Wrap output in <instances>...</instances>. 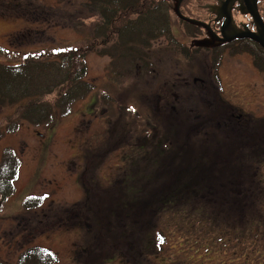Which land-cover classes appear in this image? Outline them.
Masks as SVG:
<instances>
[{
	"label": "rangeland",
	"instance_id": "obj_1",
	"mask_svg": "<svg viewBox=\"0 0 264 264\" xmlns=\"http://www.w3.org/2000/svg\"><path fill=\"white\" fill-rule=\"evenodd\" d=\"M153 1L168 8L178 45L165 37L152 41L143 48L142 69L105 54L109 46L99 44L97 19L84 18L82 0H0L1 63L88 47L82 82L93 86L67 115L53 114L41 126L21 117V102L0 106V157L10 148L20 162L15 191L0 206V263L19 264L21 253L37 246L55 254L54 264H264V233L243 232L240 217L242 187L252 196L264 183V68L256 67L255 48L247 43L193 48L201 40L198 28L176 18L172 0ZM211 1L183 0L180 12L203 19L199 6ZM182 47L187 56L178 53ZM170 87L180 103L167 93ZM161 94L179 109L182 131L162 123L170 109L155 105ZM238 114V124L246 123L240 132L231 126ZM157 147L167 152L156 153ZM198 169L211 192L203 189L182 209L158 213L156 196L176 176L187 181ZM143 181L150 185L139 187ZM31 194L43 196L42 204L23 210ZM134 196L139 202L131 208ZM79 208L88 211L70 219L68 210L78 214ZM225 214L236 231L226 226Z\"/></svg>",
	"mask_w": 264,
	"mask_h": 264
},
{
	"label": "trees",
	"instance_id": "obj_2",
	"mask_svg": "<svg viewBox=\"0 0 264 264\" xmlns=\"http://www.w3.org/2000/svg\"><path fill=\"white\" fill-rule=\"evenodd\" d=\"M82 1L84 8L87 10L84 18L97 19L94 32L98 35L99 44L109 46L105 54L115 57L119 61L127 64H139L142 69H146L147 66L143 58H148V56L146 54L147 50L143 48L148 47L149 49L152 41L159 37H165L172 45H178L169 33L168 8H165L166 10L162 9V6H159L162 3L155 4L153 0ZM88 49L90 48L64 46L50 53L51 57H45L41 53H30L25 54L23 61L18 63L0 62V106L15 105L21 102L24 109L20 108L17 111H22L21 117L32 126L49 123L53 114L67 115L72 104L79 99H83L93 88L90 84L82 82L86 72L85 56L89 53ZM245 49L247 50L246 46H244ZM0 50L2 51V48ZM251 51L256 67L259 69L264 68V52L257 48H251ZM182 52L183 47L178 53L181 54ZM183 53L185 56L188 54L187 52ZM54 93L57 94L54 104L50 105L48 102H42V99ZM7 128L9 132L15 131V126L8 125ZM205 139V144L211 142L208 138ZM156 150V153L163 154L167 152L166 149H159V147ZM19 164V158L12 149L4 148L2 150L0 157V206L15 191ZM187 173L183 175L186 176ZM253 175L256 176L257 174L253 173ZM189 176H191L189 180H180V183H178L176 176L175 182L177 181V183L172 182L165 193L156 196L157 200L154 204L155 208L158 207V213L182 209L187 201L195 198L198 192L203 189L206 192H211L209 189L212 184L204 185L206 178H208L206 172L198 169L197 172H192ZM146 184L150 185L148 181H143L142 184H139V187ZM227 184L229 183L227 182ZM242 190L241 193L243 194L240 201L246 203V208L240 217L244 218L241 221L248 226L243 232H248L251 235L255 234V237L259 238L264 233L261 228L264 224V217H262L264 213L262 211L264 206V183L257 192H253L257 199L248 193V185L244 189L242 187ZM139 193L138 189L136 194ZM203 193L205 192L201 194ZM43 199V196L40 195H27L22 202L23 210H35L41 206ZM214 201L216 203L220 202L216 199ZM138 202L139 199L134 196L133 201L129 202L131 208L133 206L135 208L137 205L134 203ZM209 205L210 200L203 203V206L209 207ZM200 207L202 208V206ZM212 208L210 207V211L213 210ZM233 214L238 215L237 212H233ZM248 218L252 221L249 220L247 223ZM224 219H228L226 226L230 229V232L236 231L235 225H231L229 222L233 220L227 218L226 214ZM211 229L218 228L213 226ZM55 260V254L50 250L35 246L25 249L21 253L19 264H54Z\"/></svg>",
	"mask_w": 264,
	"mask_h": 264
},
{
	"label": "flooded vegetation",
	"instance_id": "obj_3",
	"mask_svg": "<svg viewBox=\"0 0 264 264\" xmlns=\"http://www.w3.org/2000/svg\"><path fill=\"white\" fill-rule=\"evenodd\" d=\"M240 2L241 1L236 0V1L232 2L230 5H229V3H227V0H212L211 2H206L205 4H202L199 6L200 9L203 10L207 14L203 19H199L197 17H192L190 15H184L182 12L181 13L185 17H188V18H191L194 20H198V21H201V22L207 24L210 28V31L219 37V36H221L220 27H221V24H222L224 18H219L218 13L223 14L224 10L228 6L229 7L228 8L229 13L231 16V29L234 31H245V32L255 33L256 32V25L253 21V18L248 13H245V11H244V10H247V5L243 1L241 3ZM180 7H181V4H180ZM256 10H257L258 16L260 17V19L264 23V0H256ZM192 27L195 29V26H192ZM198 31L201 35V37H199V39H205L208 36V34H207L208 32L205 31L204 29L198 28ZM240 43L250 44L254 48H257V49H260L261 51H263L259 45H257L256 43H254L248 39H245V38L235 39L229 43H225V44H222L220 46L212 47L209 50H217V49L222 48V47L231 46V45L240 44ZM197 81L200 83L201 82L203 83V81L199 78L193 79V83H196ZM170 90H171V92H169ZM168 92H169V94H171L174 97L175 102L178 101V103H180L179 98L176 99V97H175L176 92L174 91L173 87H170L169 89H167V93ZM157 97H158L157 102L155 103L156 106H160V105L168 106L170 109V114L164 115V118L162 119V123H164L166 125L168 124L171 127L176 125V126H178V130L182 131L181 126H183L182 125L183 121L180 118V116L178 117V114H179L178 110L179 109L177 108V106L175 105V107H174L168 101L167 96L166 97L164 96V94L157 95ZM240 119H241V116L239 114L233 115V120H235V121H234V124L231 126L232 127L233 126L238 127V129L236 128L237 132H240L241 127L246 125L245 122H244L245 125L244 124H238V123H240L239 122ZM199 127H197V128H199ZM241 170H242V168H241ZM88 200L91 201V198L87 195L86 201H88ZM240 207H242V210L244 211V209L246 208V203L242 202ZM77 211L79 212L78 214L73 209L68 210V213H69L68 217L70 219L72 216L75 218H79L82 216V214L84 216V213H86L88 210L87 211H85L83 209L80 210V208H79ZM72 212L74 214H72ZM85 217H86V215H85Z\"/></svg>",
	"mask_w": 264,
	"mask_h": 264
},
{
	"label": "water",
	"instance_id": "obj_4",
	"mask_svg": "<svg viewBox=\"0 0 264 264\" xmlns=\"http://www.w3.org/2000/svg\"><path fill=\"white\" fill-rule=\"evenodd\" d=\"M183 0H172L173 6H172V12L178 18L179 20L183 21L186 24L195 26L197 28L204 29L207 31L208 36L205 39L201 40H194L191 43L192 47H197V48H203V49H209L215 46H220L225 43H229L235 39H248L262 48L264 51V23L258 16L257 10H256V0H239L243 1L247 5V10H244L245 13H248L252 18L253 21L256 25V32L255 33H250V32H245V31H234L231 29V16L229 13V7L227 6L226 9L224 10L223 14L218 13L219 18H224L221 27H220V34L221 36H216L210 31V28L207 24L194 20L188 17H185L181 12H180V4ZM236 0H227V3L229 5ZM240 2V3H241ZM226 3V4H227Z\"/></svg>",
	"mask_w": 264,
	"mask_h": 264
}]
</instances>
